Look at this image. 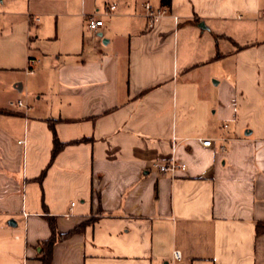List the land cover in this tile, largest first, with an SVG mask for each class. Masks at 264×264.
<instances>
[{
	"label": "crops",
	"instance_id": "crops-1",
	"mask_svg": "<svg viewBox=\"0 0 264 264\" xmlns=\"http://www.w3.org/2000/svg\"><path fill=\"white\" fill-rule=\"evenodd\" d=\"M121 1L92 32L85 4L0 0V264H43L48 216L88 222L53 264H264V0H157L153 28L149 0Z\"/></svg>",
	"mask_w": 264,
	"mask_h": 264
},
{
	"label": "rangeland",
	"instance_id": "rangeland-1",
	"mask_svg": "<svg viewBox=\"0 0 264 264\" xmlns=\"http://www.w3.org/2000/svg\"><path fill=\"white\" fill-rule=\"evenodd\" d=\"M119 0H31V13L32 14H38L36 12H41L45 10L53 11V12H64V11H77L82 10L84 8V4L86 5V13L89 14H100L102 19L104 21L107 20V14L108 9L107 6L110 4H118ZM123 4L126 3V1L131 0H122ZM121 1V2H122ZM134 1V0H132ZM153 5H157V0H149ZM0 5H4V2H0ZM158 6V5H157ZM200 21L199 24L204 23L203 20H197ZM15 22V24L18 21H7L0 24V34H4L5 28L13 26L11 23ZM5 27V28H4ZM237 25H234V28H236ZM225 28V27H224ZM222 28L220 30L213 28V32L210 31L211 29L206 30V35H212L214 40V54L216 57L220 60V55L223 52H226V49L230 46L233 47V43L230 42L227 38H225L223 35L225 33V29ZM227 30V29H226ZM2 36V35H0ZM4 45V41L0 38V46ZM2 54V51L0 50V55ZM218 60V61H219ZM212 68L214 69V72L217 74L215 76V79L218 80L221 78L222 70H221V64L220 62H214ZM220 76V77H219ZM11 100H15L12 99Z\"/></svg>",
	"mask_w": 264,
	"mask_h": 264
},
{
	"label": "built area",
	"instance_id": "built-area-1",
	"mask_svg": "<svg viewBox=\"0 0 264 264\" xmlns=\"http://www.w3.org/2000/svg\"><path fill=\"white\" fill-rule=\"evenodd\" d=\"M115 5H110L107 7V9L109 11L114 10L115 9ZM145 9H146V16H147V25L148 28H153L156 24V22L158 21V19L165 13V11L159 7V6H155L153 4H151L150 2H146L145 3ZM262 18L264 19V12L262 13ZM36 20H39V18H35ZM104 21L103 19H99L93 15L89 16L87 19V27L90 31L92 32H97L98 29L103 26ZM36 61L34 59L30 60V65L28 68V72L31 73L33 72V68L35 65ZM19 106H23V101L19 100L17 103ZM201 143L203 146H207V147H212L214 145V140L212 139H203L201 140ZM221 149L223 151L226 150V145L223 143L221 145ZM153 167L159 169L161 172H175L177 169L179 168H185L186 165L185 164H181V163H177L175 161H170V162H165V163H161V162H155L153 163ZM173 258L175 261H178L182 258V253L179 249H175L174 253H173Z\"/></svg>",
	"mask_w": 264,
	"mask_h": 264
},
{
	"label": "trees",
	"instance_id": "trees-1",
	"mask_svg": "<svg viewBox=\"0 0 264 264\" xmlns=\"http://www.w3.org/2000/svg\"><path fill=\"white\" fill-rule=\"evenodd\" d=\"M160 3L163 6H170L172 3V0H160ZM196 20H199V19H196ZM51 127L54 132V140H53L54 146L52 150V158H51L50 163H52L55 160L58 153L63 149V147L66 144L60 141V139L57 137L53 124H51ZM80 141L82 140H75L73 141V143L80 142ZM45 173H46V170L42 172L40 178H42L45 175ZM48 220H49V223L52 229V235L48 239L43 240L39 243V246L41 247V251L39 252V258L43 264H53V248L57 241L67 238L74 232H79V230H81L84 227V225L88 223V222H83L70 232L59 233L57 231L56 218L54 216H48ZM257 231L258 233L264 232V221L257 223Z\"/></svg>",
	"mask_w": 264,
	"mask_h": 264
},
{
	"label": "water",
	"instance_id": "water-1",
	"mask_svg": "<svg viewBox=\"0 0 264 264\" xmlns=\"http://www.w3.org/2000/svg\"><path fill=\"white\" fill-rule=\"evenodd\" d=\"M15 224V223H14Z\"/></svg>",
	"mask_w": 264,
	"mask_h": 264
}]
</instances>
